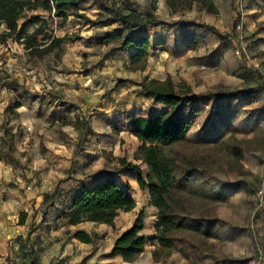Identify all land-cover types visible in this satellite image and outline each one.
<instances>
[{"label": "rangeland", "instance_id": "1", "mask_svg": "<svg viewBox=\"0 0 264 264\" xmlns=\"http://www.w3.org/2000/svg\"><path fill=\"white\" fill-rule=\"evenodd\" d=\"M109 9L141 18L151 13L165 22L130 33L132 38L150 37L152 49L144 70L131 67L134 50L114 52L122 44L118 35L126 37L128 31L112 19ZM72 13L85 17L71 14L63 25L58 20L49 32L67 40L43 59L30 57L15 39L0 41V90L30 96V106H38L31 112L54 119L45 130L30 131V143L36 136L66 139L81 157L76 164L85 169L98 155L114 171L123 168L122 159L142 167L135 163L140 143L126 116L136 111L156 115L166 108L146 97L141 84L168 78L186 84L202 96L184 104V112L190 120L187 137L211 156L205 176L219 199L210 204L213 215L204 225L213 229V236L183 232L176 246L154 261L264 264V194H259L264 192V0H82ZM37 15L45 16L40 11L28 13ZM179 22L211 25L227 38L185 31ZM5 29L0 25V35ZM196 36L202 42L192 49ZM10 71L17 76L11 79ZM250 89L258 92L245 93ZM12 104L18 105L17 99ZM231 136L242 142L244 159L234 161L223 150H205ZM26 214L27 229L19 237L16 230H24L17 228L20 209L6 219L15 230L6 231L0 224V264L30 260V213Z\"/></svg>", "mask_w": 264, "mask_h": 264}, {"label": "trees", "instance_id": "2", "mask_svg": "<svg viewBox=\"0 0 264 264\" xmlns=\"http://www.w3.org/2000/svg\"><path fill=\"white\" fill-rule=\"evenodd\" d=\"M82 0H0V25L7 31L0 35V41L15 39L32 58L43 59L54 50L60 49L67 38L56 37L50 29L66 24L71 14ZM43 12L45 16H28V13ZM112 19L121 24L128 35L123 37L120 48L114 50L132 49L130 63L134 71L144 70L152 49L149 36L132 38L130 33L144 26H164L165 22L151 13L145 18L139 14L124 15L118 10L109 9ZM21 22V23H20ZM185 31L212 33L221 40L227 38L217 28L197 22H179ZM108 40L109 38H105ZM202 42L194 37L190 47L193 49ZM142 93L159 103L165 111L151 115L136 111L126 116V122L131 126L132 135L138 140L134 159L142 161L148 168L147 179L141 169L122 159L121 164L138 174V183L142 190L149 187L151 203L158 209L156 236L148 239L140 235L145 227V214L141 212L135 225L123 233L114 243L113 254L122 256L127 263L134 262L145 251L146 245L157 243L153 256L158 260L163 253L172 250L181 240L183 232H191L200 236L212 237L213 229L204 223L212 217L210 204L218 201L214 187L205 176L210 159V153H203L202 147L193 143L187 137V127L190 120L184 112V104L194 103L202 96L193 94L186 84L177 85L170 78L165 81L149 80L141 84ZM257 89L247 90V94L257 93ZM218 98L219 96L214 95ZM194 110L190 112L192 117ZM241 141L235 137L221 141L217 146L205 150L225 151L233 156L234 161L244 159ZM117 173L111 172L109 177L91 188H83L72 200L69 211L65 214L69 226L82 223H102L114 226L120 212H131L136 208V201L130 196V188L121 187L116 181ZM48 197V196H46ZM27 214L21 213L19 225H25ZM74 239L89 244L91 237L84 232H76ZM227 262V261H226ZM31 264H35L32 262Z\"/></svg>", "mask_w": 264, "mask_h": 264}, {"label": "crops", "instance_id": "3", "mask_svg": "<svg viewBox=\"0 0 264 264\" xmlns=\"http://www.w3.org/2000/svg\"><path fill=\"white\" fill-rule=\"evenodd\" d=\"M9 74L11 79L17 76L13 71ZM15 99L16 106L12 104ZM37 107L30 106V96L9 95L0 90V224L6 226V231L15 230L13 224H6L8 213L19 209L21 213H30V260L25 259L22 264H158L153 257L156 246L151 243L132 263L113 254L116 239L135 225L141 212L145 214V227L140 235L155 238L158 209L151 203L149 187L142 190L136 172L124 166L114 171L101 155L92 157L90 169L76 164L81 157L75 155L66 139L52 141L48 136H36L30 143V131L45 130L54 121L49 114L30 111ZM135 163L142 165L139 168L147 179V166L142 161ZM111 172L117 173L114 179L121 187L129 186L136 208L120 212L114 226L102 223L69 226L65 214L72 200L84 187L91 188L106 180ZM46 196H50L49 200ZM45 208V221L40 224ZM17 228L24 229L16 230L18 237L27 229L25 225ZM76 232L88 234L92 242L74 239Z\"/></svg>", "mask_w": 264, "mask_h": 264}, {"label": "built area", "instance_id": "4", "mask_svg": "<svg viewBox=\"0 0 264 264\" xmlns=\"http://www.w3.org/2000/svg\"><path fill=\"white\" fill-rule=\"evenodd\" d=\"M256 66L258 67V65H256ZM28 189H30V187H29ZM259 194H260V195H263L264 192H263L262 190H260Z\"/></svg>", "mask_w": 264, "mask_h": 264}]
</instances>
